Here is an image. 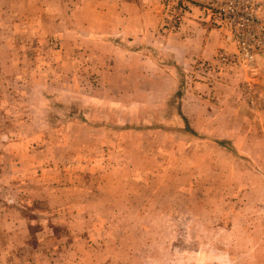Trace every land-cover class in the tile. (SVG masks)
Listing matches in <instances>:
<instances>
[{"label": "rangeland", "instance_id": "obj_1", "mask_svg": "<svg viewBox=\"0 0 264 264\" xmlns=\"http://www.w3.org/2000/svg\"><path fill=\"white\" fill-rule=\"evenodd\" d=\"M79 2L0 0V264H264V56L175 70Z\"/></svg>", "mask_w": 264, "mask_h": 264}, {"label": "crops", "instance_id": "obj_2", "mask_svg": "<svg viewBox=\"0 0 264 264\" xmlns=\"http://www.w3.org/2000/svg\"><path fill=\"white\" fill-rule=\"evenodd\" d=\"M78 7L93 6L94 15L105 19V39L120 52L122 48L127 51L128 45L123 41L127 39L141 40L151 38L155 42L156 53L166 56L171 63V68L177 69V65H193L196 61L212 60L221 50L235 52L236 46L226 35V30L219 27L214 21L195 7L192 12L185 14L181 27L177 30H162L164 20L162 7L145 1L152 0H78ZM261 3V16L264 17V0ZM105 6V10L103 7ZM98 22V21H97ZM134 51L140 48L136 45ZM124 50V49H123ZM259 59V58H258ZM173 83L176 84L177 76L170 73ZM224 83L217 82V85ZM200 85V84H199ZM207 86L209 92L213 88ZM202 87V86H201ZM197 93H188L187 99L209 100L204 93H208L204 86ZM219 91V92H218ZM216 90L211 96L215 100V107L222 109L219 103L230 102V97L224 90ZM232 108V107H230Z\"/></svg>", "mask_w": 264, "mask_h": 264}, {"label": "built area", "instance_id": "obj_3", "mask_svg": "<svg viewBox=\"0 0 264 264\" xmlns=\"http://www.w3.org/2000/svg\"><path fill=\"white\" fill-rule=\"evenodd\" d=\"M168 1L170 5L180 6L173 27H178L181 14L190 9L195 2L200 9L219 27L228 32V38L236 46L235 52L221 50L218 60L223 64L237 62L253 64L264 56V17L261 16L259 0H158Z\"/></svg>", "mask_w": 264, "mask_h": 264}]
</instances>
